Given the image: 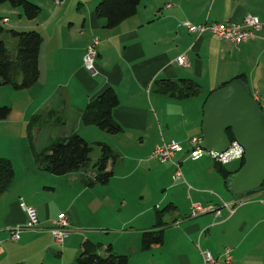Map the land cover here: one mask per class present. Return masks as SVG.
Wrapping results in <instances>:
<instances>
[{"label": "crops", "instance_id": "crops-1", "mask_svg": "<svg viewBox=\"0 0 264 264\" xmlns=\"http://www.w3.org/2000/svg\"><path fill=\"white\" fill-rule=\"evenodd\" d=\"M32 1L42 7L35 19L27 18L8 2H0L1 22H12L9 28L35 29L43 36L38 82L24 89L0 86V105L12 107L9 117L0 119V157L10 159L14 167L10 186L0 192V264H77L82 243L88 239L112 244L118 252L129 255L131 264H204L205 250L222 259L226 247L232 248V264H264V184L251 192L234 194L216 167L220 162L205 150L191 153L189 148L193 137H202L203 108L210 91L246 74L250 91L261 100L264 0H142L138 12L115 27H106L96 14L99 0H65L59 6L53 0ZM9 14L18 18L13 20ZM247 14L258 16L263 27L241 44L223 40L210 30L190 32L187 25L243 23ZM95 38L98 55L93 73L86 68L83 55ZM15 47L13 39L11 49ZM184 53L189 59L187 66L177 62ZM160 78L195 79L204 93L187 99L160 95L153 88ZM108 86L116 89L120 99L113 112L124 127L119 134L82 121L88 104ZM37 113L42 114L39 126L55 117L61 127L67 128L53 140L73 132L90 140V134L95 133L98 140L118 153L114 174L106 184L111 186V179L119 177L122 183L114 191L121 192L120 197L109 199L107 204L100 202L95 212L97 226L108 231L104 239L91 237L93 229L88 222L93 219L86 208L77 206L78 195L87 191V169L67 173L68 181L79 183L76 195L69 191L71 200L43 205L36 199L33 188H39H32L31 182L40 180L45 170L37 163L27 138L29 121ZM41 131L38 125L33 129L37 150L47 145L38 144ZM173 140L182 145V150L173 160L163 161L171 163L168 167H152L153 149ZM20 159L24 163L21 167ZM235 160L223 165L236 170L241 162L227 165ZM129 161L137 162L132 165ZM177 161L181 170L186 167L181 179L175 176ZM139 172L159 175L164 186L160 197H147L139 184L140 195L131 198L124 193L131 186H123L133 185ZM223 201H237L235 211L221 207L217 215L215 209ZM193 202L208 210L191 216ZM24 203L37 209L39 224L24 229L20 239L13 240L10 228L28 221ZM170 203L174 206L163 215L164 242L142 249L143 232L156 224L157 210ZM62 212L68 216L70 234L59 243L51 229ZM122 212L125 214L120 216Z\"/></svg>", "mask_w": 264, "mask_h": 264}, {"label": "trees", "instance_id": "trees-1", "mask_svg": "<svg viewBox=\"0 0 264 264\" xmlns=\"http://www.w3.org/2000/svg\"><path fill=\"white\" fill-rule=\"evenodd\" d=\"M141 1L99 0L95 11L98 17L104 20L106 27H115L125 19L135 15ZM0 2H8L13 7L22 8L24 15L29 19H35L42 11V7L32 0H0ZM9 36L16 41V47L13 50L5 39ZM42 42L43 36L39 31L9 28L0 21V86L12 85L16 89H24L30 88L38 82L40 78L39 55ZM235 78H239L248 84L246 74H239ZM230 81L224 82L221 86ZM154 89L160 95L178 99H187L204 93L203 86L192 78H160L155 81ZM214 90L210 91L206 98ZM119 103L120 99L116 89L113 86H108L88 104L82 115V121L87 125H96L112 134L120 133L124 131V127L114 118L113 114ZM258 103L263 110V103L260 100ZM11 111L10 105H0V119H7ZM41 117V113L33 115L28 124L29 136L39 166L57 175L79 169H88L93 147L78 132L59 137L42 149L37 150L33 144V129L41 121ZM227 133L231 140L235 139L231 128L227 130ZM99 144L102 147V154L93 165L96 174L94 179L89 182L91 184L108 183L114 174V166L119 159L118 153L110 145L104 142H99ZM243 163L244 158L241 159L240 166L236 170H229L225 165L216 163V167L224 176L226 186L229 187L231 175L239 170ZM13 177L14 167L11 160L0 157V192L8 189ZM172 206H174L173 203H170L157 210L156 224L143 232L142 249L147 250L162 245L164 242L163 215ZM81 247L77 264H131L129 255L116 251L110 243L104 245L88 239L82 243ZM102 248L106 249L107 255L102 253Z\"/></svg>", "mask_w": 264, "mask_h": 264}, {"label": "water", "instance_id": "water-1", "mask_svg": "<svg viewBox=\"0 0 264 264\" xmlns=\"http://www.w3.org/2000/svg\"><path fill=\"white\" fill-rule=\"evenodd\" d=\"M200 146L206 151H226L232 129L245 148L244 163L230 177L234 194H245L264 184V113L248 85L232 79L209 94L204 103Z\"/></svg>", "mask_w": 264, "mask_h": 264}, {"label": "built area", "instance_id": "built-area-1", "mask_svg": "<svg viewBox=\"0 0 264 264\" xmlns=\"http://www.w3.org/2000/svg\"><path fill=\"white\" fill-rule=\"evenodd\" d=\"M56 6L64 3L65 0H53ZM168 6H171L169 4ZM8 18H5L7 21ZM188 29L190 32H203L206 30H210L218 37L231 42L233 44H241L242 42L254 37L255 31L259 30L263 27V23L259 19L258 16L247 14L244 18L243 23L231 22V21H217L209 24H194L188 22ZM98 39L95 38L90 44H88L86 51L83 55V60L86 68L93 73H95V62L98 55L97 50ZM177 62L181 65H189V59L186 53L180 55L177 58ZM255 97V95H254ZM258 101L259 98L255 97ZM200 138L193 137L190 140L191 149L190 152H201L204 149L199 144ZM182 150V145L178 141L164 142L162 144L157 145L152 153L150 154V158H157L162 161L173 160L176 154ZM242 150V151H241ZM211 156L221 164H226L232 160L243 158L245 154V148L236 140H231V144L226 151H208ZM176 164V173L175 176L178 179L183 178V172L181 170V163L179 161L175 162ZM238 202H227L223 201L222 204L216 207L215 212L217 215L221 214V207H227L231 213L235 211V205ZM23 208L26 210L28 214V221L25 225H14L10 228L11 237L13 240L20 239V233L26 228H34L39 224V217L37 209L33 206H28L25 203L23 204ZM208 207H204L201 203L193 202L191 204V216H197L200 213L206 212ZM69 222L68 216L66 212H62L58 215V218L54 221L53 227L51 231L53 232L56 240L59 243H63L65 238L70 234L69 232ZM204 254V264H232L233 254L232 248L226 247L223 258H219L214 255L210 250H205Z\"/></svg>", "mask_w": 264, "mask_h": 264}, {"label": "rangeland", "instance_id": "rangeland-1", "mask_svg": "<svg viewBox=\"0 0 264 264\" xmlns=\"http://www.w3.org/2000/svg\"><path fill=\"white\" fill-rule=\"evenodd\" d=\"M18 10L20 12H22V8L19 7ZM1 15H3V14H1ZM9 17L12 18L13 20H15L18 18V15L17 14H14V15L9 14ZM11 23L12 22L3 23V24L6 27H12ZM5 39L9 45V47H11V41L13 39L10 36L6 37ZM253 89L254 88H252V90ZM259 95L261 97L260 101L263 103V113H264V93L262 92ZM2 105H4V104H2ZM55 119L56 118L54 117L51 122H47V123L45 122V123H43L44 125L42 124L41 126H39L41 124V121L38 123V127H42V131L39 134V141H38L39 145L42 146V145H46V144L50 143L51 141H53L55 134L58 135V133H60V131L67 130V128L61 127V125L58 124ZM117 134H119V133H117ZM89 137H90V140H88V142L92 144L93 150H92L91 156H90V158H91L90 166L87 169L88 175H85V180H86L85 183L87 185V187H86L87 191H84L83 192L84 194L78 195L77 206L80 210L86 208L90 219H93L92 222H91V220H89V222H88V225H90L92 227L91 229H93V230H91L93 232H90V233H93L91 237H93L96 240H99L100 238L104 239L106 237L108 231L102 230V228H99V226H97V225H99L98 222L96 221V216H95L97 206L100 204V202H104L105 204H107V201L111 198H114L115 200H117L120 197L121 192H118L117 190L114 191V189L116 187H118L119 184H121L122 182L119 179V177H115V179L112 178L110 181L111 186H108V184H102V183H94V184L89 183L90 181H92L94 179L95 174H96L95 170L93 169V165L97 162V160L100 158V156L102 154V147L99 144V142H101V141L98 140L99 139V138H97L98 136L94 133V134H90ZM27 139L30 142L31 138H29V135H28ZM132 148L133 147H130L129 149H132ZM189 148H191V144L189 145ZM206 152H208V151H206ZM209 154H210V152H209ZM18 155L22 156L20 153ZM23 158L25 160H27V157H23ZM136 162L137 161H129V163L132 165H135ZM240 162H241V158H239L238 160H235V161H233L227 165L229 167H233L234 165L239 164ZM20 163H21L20 164V167H21L24 163L22 160L20 161ZM150 164L152 167L161 168L163 165L168 167V165H170L171 163L170 162L164 163L162 160L154 158V159H152ZM210 164L214 165V161L211 158H210ZM147 167H148V165H147ZM202 167L206 168V165H202ZM43 170H45V169H43ZM182 170H183V172L186 171L185 165L182 166ZM83 172H85V171L83 170ZM146 174L147 173L139 172L137 174V177H135L136 180L133 181V185L130 184V185L123 186V188H128V186H131V188H128L124 193L129 195L131 198L134 196L136 197V195H140L139 194L140 193L139 187H140V189L143 192L147 193L146 194V195H148L147 197H149V194H152L153 197H157V196L160 197L163 194L162 191H163L164 186L162 184H160L161 182L159 181V178H158L159 175L152 173V174L145 176ZM68 176H69L68 174L57 175V174H54V173L47 171V170L42 171V173L40 174L41 179L38 181L31 182L32 188L33 187L39 188V191H36V189L33 188V191L37 192L36 193L37 194L36 199L41 201V203L43 205H44V203L51 202L53 200H57V201L58 200H61V201L71 200L72 198H71V196H69L70 195L69 191L72 193V195H76L78 192L77 189L79 187V185H77V184H79V183L74 184V183L68 181V179H67ZM140 177H141V180H139ZM147 178H148V180L145 181V179H147ZM207 180L208 179H206V181ZM138 184H139V187H137ZM199 184H202V183L199 182ZM83 186H85V185H83ZM46 187H52L55 189L46 188ZM121 214H125V213H123V212L120 213V216H121ZM109 227H113V226H109ZM120 245H121L120 246L121 248L124 247L122 244H120ZM116 251H120V250H116ZM26 252L28 253V251H26ZM102 253L107 255L108 252L106 251L105 248L104 249L102 248ZM55 254H57V251H55Z\"/></svg>", "mask_w": 264, "mask_h": 264}, {"label": "clouds", "instance_id": "clouds-1", "mask_svg": "<svg viewBox=\"0 0 264 264\" xmlns=\"http://www.w3.org/2000/svg\"><path fill=\"white\" fill-rule=\"evenodd\" d=\"M242 151V150H241Z\"/></svg>", "mask_w": 264, "mask_h": 264}]
</instances>
